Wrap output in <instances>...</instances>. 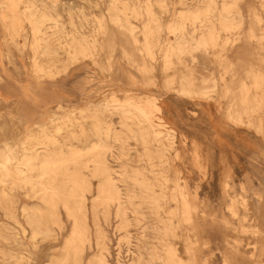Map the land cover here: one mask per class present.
<instances>
[{
    "label": "rangeland",
    "instance_id": "1",
    "mask_svg": "<svg viewBox=\"0 0 264 264\" xmlns=\"http://www.w3.org/2000/svg\"><path fill=\"white\" fill-rule=\"evenodd\" d=\"M207 1V11L186 16ZM263 42L264 0H0V73L26 91L44 80L64 91L41 123L0 109V264H72L63 244L75 200L63 167L23 163L37 150L67 152L69 141L84 149L78 167L92 184L85 264L98 226L109 264H133L139 252L146 264L152 247L167 264H264ZM152 103L162 111L147 122L139 107ZM100 143L132 202L128 235L115 205L109 217L104 205L93 209L88 151ZM8 202L19 223L3 211ZM25 205L46 233L34 235Z\"/></svg>",
    "mask_w": 264,
    "mask_h": 264
},
{
    "label": "bare ground",
    "instance_id": "2",
    "mask_svg": "<svg viewBox=\"0 0 264 264\" xmlns=\"http://www.w3.org/2000/svg\"><path fill=\"white\" fill-rule=\"evenodd\" d=\"M202 6L203 7L196 8V10L195 9H192V8L189 9L188 12H187V14H186V16L188 17L191 14H193L194 16H196V15H199V13L201 14L202 12L207 11L209 9V7H210V2L207 1V3H204ZM185 12H186V10H185ZM114 17H115V19H117V16H114ZM220 18H222V17H220ZM194 23H195V21H194ZM182 24H184V23H182ZM260 24H261V22H260ZM203 42L198 43L197 46L195 47V49H197V50H200L201 49V50L204 51L206 45L203 44ZM259 43H260V41H259ZM217 45H218V43H217ZM181 46H182V44H181ZM185 46H186V44H185ZM191 46H193V45H191ZM221 49H222V47H221ZM206 50L207 49H205V51ZM53 51H54L53 48H51L50 46H46L44 48V50H43V56H52ZM203 53H205V52H203ZM201 55H202V51H201ZM67 65H68V63L64 64V66H63L64 70H62V72H65L67 70ZM251 71H253V70H251ZM209 77H207L205 75L203 77V75H202L201 78H200V80H201V82H204L205 83V82H208L209 81V79H210ZM261 78H263V77L261 76ZM258 82L259 81L257 80L256 83H258ZM258 90H259V88H258ZM262 93L263 92H261V94ZM258 95H260V94L258 93ZM117 98H119V97L111 98V101L112 102H116L117 101ZM125 98H128V97L125 96ZM115 107H114V109H115ZM139 109L141 110V112L143 114V117H144L145 120H147V122H148V120H150V116L152 115V113L154 111L159 112V113H161V111H162V107H160L156 103H152V105L149 108L139 107ZM137 112H139V111H137ZM143 117H141V118H143ZM40 126L41 125H38V127H40ZM67 147H68L67 152H63L62 150H57L56 152H53V153L50 150H47V149L45 151L44 150L43 151H38L37 148H36L37 151H35L34 154L30 155L29 157L26 156L27 158H25L23 160V163L25 164V163L37 162V164L39 166H41L44 170H48L50 167L55 166V165H61L63 167V174H62L63 182L66 185V187L68 188V192H69L70 196L75 200L74 201V207L71 209V211L74 213L73 214V217H72L74 219L73 220L74 221L73 229H72L71 233L69 234V236L65 239V242L63 244V248L67 251V256H68V258H69V260L71 261L72 264H85V261H84L85 252L87 250H91L92 249V236H91V233H90V226H89V222H88L87 205H86V195L85 194L88 193V192L90 193L92 191V184H91V181L89 180L88 176L84 175L81 172L80 168L78 167V165H79V163L81 161V158L83 157V153L82 152L84 151V149H82L80 147H75L74 143H71L70 141H69V144L67 145ZM92 147L93 148L90 149V151H88V152H90V153L96 152V153L94 154V157H93V159L91 161V163L93 164V169L91 171V177L93 179L98 180V186H97V191H96V200L94 202V208L93 209H94V211H96L98 204L104 205L105 211H106V213H107V215L109 217L110 208H111L112 205H115V207H116V216L115 217L121 221V224L119 226V229L120 230H125L126 234L128 235V234H130L129 228H130V226H132V221L128 217V211L130 209L129 208V205L131 206L132 205V202H129V200L126 201L124 199V197H123V190L119 186V183H122V181L116 179L117 176L114 177V174H115L114 173V170L111 168V166H110V164H109V162H108V160H107V158L105 156V152H101L99 150L100 148L105 147V144L100 143V144H96V145H94ZM9 157L7 158V161H11V158H9ZM18 161H19V159H18ZM4 167H5L4 169H6V170L8 169L9 170V168L6 165H4ZM23 169L24 168H22L20 166L18 168V172L22 176H25V171ZM135 173H138V172H135L134 171L133 172V175ZM116 175H117V173H116ZM4 176H5V174H4ZM150 184H151V182H150ZM145 187H147V186L145 185ZM19 188L21 190L23 189L21 183H19ZM143 199H145V196H144ZM12 205L13 204L11 202H8L6 204V206L4 207L3 211L5 212L6 216L10 220L15 221L16 223H19L18 216H17L16 211H15V209H14V207ZM28 207H29L28 205H25L23 207V211L22 212L26 216V220H27L28 224L33 228L34 235L40 234V236H41V234H44L47 231L44 230L45 228H43V225L40 223V221L38 219H36L35 215L29 214V208ZM42 210H44V209H42ZM147 211H149V210H147ZM133 212H136V210L133 209ZM150 215H151V213H150ZM157 216H159V215H157ZM151 229L152 230L154 229L153 226H152ZM153 237H154V235H153ZM152 239H154V238H152ZM95 240H96V253L93 256V258L88 261L87 264H109L108 261H107V257L105 255V253L109 252V238H108L107 234L99 226H98V229H97L96 239ZM14 242L16 243L17 247L18 246L19 247H23L24 246L23 243L20 242L17 239ZM33 246H34V244H33ZM148 254L150 256V262H147L146 264H154L156 261H158L157 263H159V264H167V257L163 253V250L153 249V247H152V249H149L148 250ZM198 256L199 255H197V257ZM154 260H156V261L154 262ZM143 261H144L143 255L139 252L137 254V259L133 262V264H141V263H143ZM118 262H120V261H118Z\"/></svg>",
    "mask_w": 264,
    "mask_h": 264
},
{
    "label": "crops",
    "instance_id": "3",
    "mask_svg": "<svg viewBox=\"0 0 264 264\" xmlns=\"http://www.w3.org/2000/svg\"><path fill=\"white\" fill-rule=\"evenodd\" d=\"M62 76L64 78V75ZM0 77L5 82L4 84L0 83V109L5 107L11 111L13 108V113L20 114L25 123L43 122L46 115L55 106L54 103L58 101H55V97H63L64 95L63 83L59 88H56L58 83L54 85V82L48 80L36 81V83H31L26 91L21 87L22 84L19 83L21 79L18 78L19 80L13 82L9 74L4 71L0 73ZM25 83L28 84V81ZM23 92L25 95L22 94ZM28 108L34 114L27 113Z\"/></svg>",
    "mask_w": 264,
    "mask_h": 264
}]
</instances>
